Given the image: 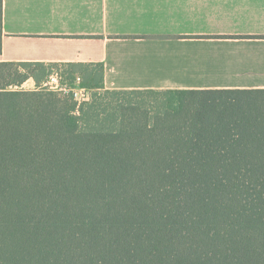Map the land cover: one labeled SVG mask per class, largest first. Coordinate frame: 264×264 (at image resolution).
<instances>
[{
	"label": "trees",
	"instance_id": "trees-1",
	"mask_svg": "<svg viewBox=\"0 0 264 264\" xmlns=\"http://www.w3.org/2000/svg\"><path fill=\"white\" fill-rule=\"evenodd\" d=\"M53 65L0 62V264H264V88L7 89Z\"/></svg>",
	"mask_w": 264,
	"mask_h": 264
},
{
	"label": "crops",
	"instance_id": "crops-1",
	"mask_svg": "<svg viewBox=\"0 0 264 264\" xmlns=\"http://www.w3.org/2000/svg\"><path fill=\"white\" fill-rule=\"evenodd\" d=\"M0 62L101 63L109 90L264 88V0H1Z\"/></svg>",
	"mask_w": 264,
	"mask_h": 264
},
{
	"label": "rangeland",
	"instance_id": "rangeland-1",
	"mask_svg": "<svg viewBox=\"0 0 264 264\" xmlns=\"http://www.w3.org/2000/svg\"><path fill=\"white\" fill-rule=\"evenodd\" d=\"M40 68L41 67H29V68H25V70H23V68H20V71H25V72H30V73H37L39 75V83L37 84L35 82V80L31 77L27 78L24 82H22L20 85H11V86H7V89H12V90H53V91H58V92H65L63 90H57L54 88L50 87V84H45L47 81H49L52 77H57V81H58V86L61 88H68L69 86L73 85V80L71 78V76L68 73V68L64 65H53V66H47L44 67V74H40ZM52 85L54 84L53 82H51ZM89 90V89H88ZM93 92V90H89V99L91 96V93ZM120 97H123L124 95H119ZM127 96H140L143 97L144 99H146V101H154V100H160V99H165V97L163 96H158L155 94H134V95H129L126 94L124 97ZM88 99V100H89ZM87 100V101H88Z\"/></svg>",
	"mask_w": 264,
	"mask_h": 264
},
{
	"label": "built area",
	"instance_id": "built-area-1",
	"mask_svg": "<svg viewBox=\"0 0 264 264\" xmlns=\"http://www.w3.org/2000/svg\"><path fill=\"white\" fill-rule=\"evenodd\" d=\"M53 82L54 84L52 85ZM45 84H50L51 88L63 90L66 92H70L72 95L73 100L77 103V105L85 102L89 99V90L86 87L81 86V78L79 76L75 77L73 85L66 88H61L58 86L57 77H52L49 81Z\"/></svg>",
	"mask_w": 264,
	"mask_h": 264
}]
</instances>
